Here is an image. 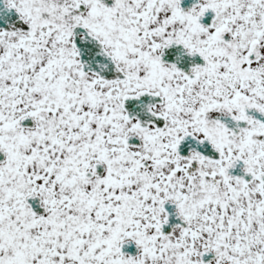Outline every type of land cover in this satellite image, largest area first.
<instances>
[{"label":"flooded vegetation","instance_id":"af4514ba","mask_svg":"<svg viewBox=\"0 0 264 264\" xmlns=\"http://www.w3.org/2000/svg\"><path fill=\"white\" fill-rule=\"evenodd\" d=\"M0 3V264H264V0Z\"/></svg>","mask_w":264,"mask_h":264},{"label":"rangeland","instance_id":"374dc122","mask_svg":"<svg viewBox=\"0 0 264 264\" xmlns=\"http://www.w3.org/2000/svg\"><path fill=\"white\" fill-rule=\"evenodd\" d=\"M136 218L135 214H130V220ZM92 233L88 232L87 234L81 235V241L84 245L92 246L95 242L91 237ZM82 244V245H83ZM98 244L97 241L94 245ZM93 245V246H94ZM98 246V245H97ZM171 248L169 246H162L159 250H156L152 253V257L150 261H145L143 259H139V262L135 263H128V264H187L184 260V257L180 255L181 250L180 248ZM172 254V255H171ZM110 264H122V263H110Z\"/></svg>","mask_w":264,"mask_h":264},{"label":"water","instance_id":"95a60500","mask_svg":"<svg viewBox=\"0 0 264 264\" xmlns=\"http://www.w3.org/2000/svg\"><path fill=\"white\" fill-rule=\"evenodd\" d=\"M178 1H179V4H180V6H181L182 9H185L188 4H189V6H191L190 5L191 4L190 2H192V4H195V2H197V0H178ZM5 12H6V8L3 6V3H0V16H2ZM10 15L13 18L16 17L18 20H17V22H14V20H13V22H11V25H10V23H1V25L3 26V28L5 30H7V31L10 30L9 29V26L10 27L13 26L12 27L13 30H16L17 28L14 29L15 28L14 25L15 24L16 25H19V23H21V21L19 20L18 14L16 12H14V10H11ZM204 15L205 16L208 15L207 10L204 11ZM87 40L90 43L89 46H90L91 49H95V46H96L95 42L99 43L98 40H96L95 38H91L89 36H88ZM75 46H76V48L78 47L76 44H75ZM92 51H94V50H92ZM165 205H167V204H165ZM166 215H167V217H166L165 222L163 223V226H166L170 222L171 217L173 216L171 212H167V211H166ZM120 252L122 254H126V255H128L130 257H135L137 255V253H138V248L131 241H125L120 246Z\"/></svg>","mask_w":264,"mask_h":264}]
</instances>
